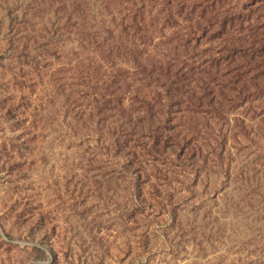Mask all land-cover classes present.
I'll use <instances>...</instances> for the list:
<instances>
[{
	"label": "rangeland",
	"instance_id": "1",
	"mask_svg": "<svg viewBox=\"0 0 264 264\" xmlns=\"http://www.w3.org/2000/svg\"><path fill=\"white\" fill-rule=\"evenodd\" d=\"M0 264H264V0H0Z\"/></svg>",
	"mask_w": 264,
	"mask_h": 264
}]
</instances>
